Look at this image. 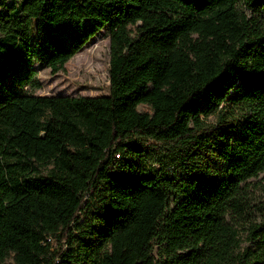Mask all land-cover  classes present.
<instances>
[{"label": "trees", "instance_id": "16d2710c", "mask_svg": "<svg viewBox=\"0 0 264 264\" xmlns=\"http://www.w3.org/2000/svg\"><path fill=\"white\" fill-rule=\"evenodd\" d=\"M0 5V264H264V0ZM103 27L107 94H35Z\"/></svg>", "mask_w": 264, "mask_h": 264}, {"label": "rangeland", "instance_id": "374dc122", "mask_svg": "<svg viewBox=\"0 0 264 264\" xmlns=\"http://www.w3.org/2000/svg\"><path fill=\"white\" fill-rule=\"evenodd\" d=\"M8 3V1H6ZM0 5V10H2ZM248 15L261 17V14L247 11ZM109 31L103 27L92 36L85 45L65 64L62 71L50 73L41 61H34L39 87L37 95L99 96L108 93L109 88ZM140 111L150 112L145 105H138ZM245 188L253 203L264 200V145L260 154L251 158L245 167ZM248 225L239 226L240 250L243 251L252 242L248 239ZM154 256L158 257L156 251Z\"/></svg>", "mask_w": 264, "mask_h": 264}]
</instances>
